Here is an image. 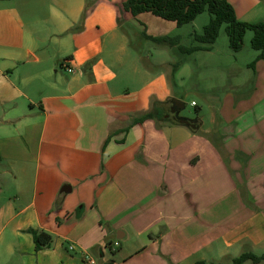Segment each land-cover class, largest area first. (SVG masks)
I'll use <instances>...</instances> for the list:
<instances>
[{"label": "crops", "instance_id": "0c3cea01", "mask_svg": "<svg viewBox=\"0 0 264 264\" xmlns=\"http://www.w3.org/2000/svg\"><path fill=\"white\" fill-rule=\"evenodd\" d=\"M227 1L238 20L264 21V0ZM123 2L0 0V264H95L89 251L102 257L115 239L124 257L145 254L141 264L264 253V60L252 72L245 63L255 84L234 82L241 91L225 93L208 130L198 118L181 117L195 131L146 119L101 153L152 101L166 113L182 101L173 77L191 60L215 65L212 44L181 55L204 46L184 24L132 16ZM28 228L49 233L50 247L36 251Z\"/></svg>", "mask_w": 264, "mask_h": 264}, {"label": "rangeland", "instance_id": "374dc122", "mask_svg": "<svg viewBox=\"0 0 264 264\" xmlns=\"http://www.w3.org/2000/svg\"><path fill=\"white\" fill-rule=\"evenodd\" d=\"M208 21L209 14L207 13V11H204L198 14L192 22L184 24V30L191 33V35H188V37L192 39L190 43L199 44V42H197L196 40L195 42H193V38L196 34H201L202 27L207 24ZM251 36L252 32L250 30H247L243 37V44L241 49L237 51L232 50L229 46V41L224 30V25L221 26L215 41L212 43L214 47V52L212 53L214 57L213 64H215L213 70L210 72V68L206 67L209 66V63L205 59L201 61L198 57H195L196 67L194 66V60L190 61L193 64H187L192 68L188 75L185 76L183 74V72L185 73L186 71H181L179 76L175 75V77H173L175 78L176 83L175 90H179L184 93L182 101L186 103V106L173 113L171 112V108H169L167 112L170 113L172 118L182 116L192 119L198 118L204 122L203 129L208 130L212 126L213 122H216V111L218 109V106L222 102L225 93H237L238 91H241H236V88L232 86L234 82H247L250 84V86H252L251 83L255 84V79L253 80L251 72L255 70V64L259 61V59L256 60L258 50L252 48L250 45ZM188 43L189 41H185L183 42V45H187ZM145 46L146 44H143L141 48L145 50ZM255 53L257 54L254 55ZM147 54L148 53H146V55ZM181 55L184 56L188 54L184 52ZM175 59L178 60L177 57H175ZM246 62L247 66L249 67L247 69L251 71L248 72V75H246L245 71ZM215 66H217L218 68H215ZM244 75L245 77L242 78V76ZM181 76H183L184 78H180ZM253 91L254 89L252 88L251 93L246 96L252 95ZM243 97L244 96L242 95H238L237 99L243 100ZM192 100L198 105L197 111H195V107L191 105ZM254 131L258 136H260L259 142H261L262 137L259 131V127L255 126ZM258 165L259 160L257 159L253 168L259 167ZM247 199L254 202L253 197L249 194L247 196ZM262 209L264 210V205ZM115 241L121 244V241L119 239H115ZM111 247L116 250L115 254H113L114 251L112 252ZM111 247L104 248V254L102 257L98 255V250L96 248L89 251L92 257H94V260L96 262L95 264H141L146 260V256H144L145 254H143V256L124 257L122 253L117 252L119 246L113 244ZM67 249H69L68 246ZM253 253L257 255L264 254L258 251H253ZM220 262L222 264H225L227 263V259H221ZM58 264L67 263L59 261ZM246 264L252 263L248 261V263Z\"/></svg>", "mask_w": 264, "mask_h": 264}, {"label": "trees", "instance_id": "16d2710c", "mask_svg": "<svg viewBox=\"0 0 264 264\" xmlns=\"http://www.w3.org/2000/svg\"><path fill=\"white\" fill-rule=\"evenodd\" d=\"M123 8L130 12L132 16L149 12L164 20L173 21L177 26L189 23L198 14L207 11L209 14L208 23L202 27L201 34L194 36V39L199 43H203L204 46H178V49L182 52L190 53L196 49L211 45L215 41L219 29L224 25L229 46L232 50L237 51L241 49L244 34L247 30H250L252 32L250 45L252 48L258 50L256 60H264V21L248 23L238 20L232 5L227 0H124ZM142 33L144 37L160 44L173 46L179 42V36H173L171 34L152 36L147 35L145 32ZM162 104V102L154 100L149 110L133 115L130 123L124 128L110 130L102 142L100 152L103 153L105 146L113 135L120 132H127L132 125L141 123L146 119H154L156 122H160L169 118L171 122L179 124L177 119L172 118L168 112V116H166L167 113L164 111ZM197 110L198 108L195 107V111ZM193 129L195 131V128ZM122 141L123 138L118 140V142ZM26 231L31 234L36 251L50 247L52 236L49 233L33 228H28ZM245 261L260 263L264 261V254L257 255L251 251H244L233 258L232 264H243ZM195 264H204V262L199 261Z\"/></svg>", "mask_w": 264, "mask_h": 264}, {"label": "water", "instance_id": "95a60500", "mask_svg": "<svg viewBox=\"0 0 264 264\" xmlns=\"http://www.w3.org/2000/svg\"><path fill=\"white\" fill-rule=\"evenodd\" d=\"M184 103L176 98H172L171 99V112H175L177 110H180L182 108H184ZM167 116V115H166ZM174 119H177V121L181 124H186L189 125L191 128H195L196 125L189 119L186 118H181V117H175ZM61 191L63 192H68L70 191V186L65 185L61 188ZM117 238H120V236L117 235Z\"/></svg>", "mask_w": 264, "mask_h": 264}, {"label": "built area", "instance_id": "2783aa9c", "mask_svg": "<svg viewBox=\"0 0 264 264\" xmlns=\"http://www.w3.org/2000/svg\"><path fill=\"white\" fill-rule=\"evenodd\" d=\"M66 69H67V71H69V72H73V69L70 68V67H67ZM191 103L194 104L193 101H192ZM115 244H117V243H115ZM68 248H69V249H72L73 247H72L71 245H69ZM85 258L87 259V255H85ZM88 261H89L91 264L94 263V261H93L92 259H88Z\"/></svg>", "mask_w": 264, "mask_h": 264}]
</instances>
